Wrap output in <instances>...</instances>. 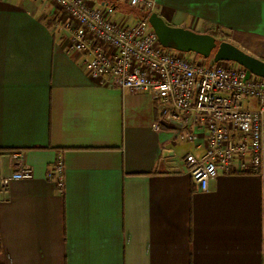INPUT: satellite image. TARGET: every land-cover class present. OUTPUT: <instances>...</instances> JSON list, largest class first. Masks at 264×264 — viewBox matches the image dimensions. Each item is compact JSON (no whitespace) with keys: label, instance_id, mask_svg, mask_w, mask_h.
I'll return each instance as SVG.
<instances>
[{"label":"crops","instance_id":"1","mask_svg":"<svg viewBox=\"0 0 264 264\" xmlns=\"http://www.w3.org/2000/svg\"><path fill=\"white\" fill-rule=\"evenodd\" d=\"M153 12L264 60V0H154ZM62 21L51 0H0L2 264H264L260 178L218 175L200 191L183 157L203 155V135L155 130L148 92L90 79ZM58 159L61 187L46 178ZM18 162L31 179L12 177Z\"/></svg>","mask_w":264,"mask_h":264},{"label":"built area","instance_id":"2","mask_svg":"<svg viewBox=\"0 0 264 264\" xmlns=\"http://www.w3.org/2000/svg\"><path fill=\"white\" fill-rule=\"evenodd\" d=\"M51 1L63 15L65 51L81 56L90 79L134 93L148 92L157 104L155 130L166 125L180 141L203 135V155L183 157L200 191H206L208 181L218 175L260 178L264 230V78L234 62L205 65L163 47L147 22L154 0H113L100 7L89 0ZM118 1L142 9L145 16L132 23L115 20ZM249 99L255 100V107L245 105ZM15 167L12 177H33L31 168L19 162ZM46 178L62 186L60 159L46 171Z\"/></svg>","mask_w":264,"mask_h":264},{"label":"water","instance_id":"3","mask_svg":"<svg viewBox=\"0 0 264 264\" xmlns=\"http://www.w3.org/2000/svg\"><path fill=\"white\" fill-rule=\"evenodd\" d=\"M147 22L162 46L170 45L169 47L177 51L192 52L204 58L211 55L213 62H234L250 73L264 78V60L243 51L228 41H217L212 34L170 25L153 11L148 15Z\"/></svg>","mask_w":264,"mask_h":264},{"label":"rangeland","instance_id":"4","mask_svg":"<svg viewBox=\"0 0 264 264\" xmlns=\"http://www.w3.org/2000/svg\"><path fill=\"white\" fill-rule=\"evenodd\" d=\"M115 18L116 19H119V18H125L127 20V22H132L133 20H136L138 17V14L136 15L135 11L133 10V7H131L128 3H123L122 4H119L118 7H116L115 9ZM133 17H132V16ZM141 19V18H139ZM170 45H167V46H163L165 48H169V49H173L175 50L174 48L172 47H169ZM186 55V57L188 58H196L197 60H200L202 62H204L205 65H209L211 63V60H212V57L211 55L207 58H204L198 54H194L192 52L190 53H184ZM196 56V57H194ZM235 65H237L236 63H234Z\"/></svg>","mask_w":264,"mask_h":264},{"label":"trees","instance_id":"5","mask_svg":"<svg viewBox=\"0 0 264 264\" xmlns=\"http://www.w3.org/2000/svg\"><path fill=\"white\" fill-rule=\"evenodd\" d=\"M211 34V33H210ZM1 253H2V249H1V241H0V256H1ZM0 264H2V262L0 261Z\"/></svg>","mask_w":264,"mask_h":264}]
</instances>
